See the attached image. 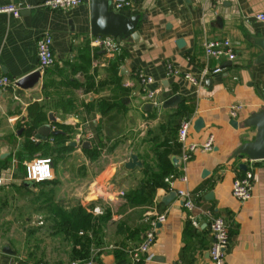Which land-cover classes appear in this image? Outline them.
<instances>
[{
	"label": "crops",
	"instance_id": "obj_1",
	"mask_svg": "<svg viewBox=\"0 0 264 264\" xmlns=\"http://www.w3.org/2000/svg\"><path fill=\"white\" fill-rule=\"evenodd\" d=\"M42 1L0 0V5L21 6L17 17L0 13V77L10 81L0 87V230L9 229L0 232V244L15 252L0 251V264H129L130 248L158 215L165 219L141 264H213L212 217L223 218L230 233L224 264H264V159L250 160L238 150L256 134L244 121L264 112V62L258 60L263 50L256 44L264 38V20L257 18L264 14V0H134L117 10L133 20L128 32L114 38L116 50L110 54L89 45L88 2L48 10L39 6ZM43 33L51 36L54 63L42 70L33 89L21 90L14 81L37 69L35 42ZM221 38L231 41L234 60L204 56V42ZM169 66L179 73H170ZM217 67L221 71L212 73ZM204 69L208 73L197 85L183 76L199 77ZM137 73L153 78L146 88L155 91L158 104L148 111ZM70 82L91 87L82 91L68 87ZM173 95L180 100L164 107ZM34 101L43 105L45 116L30 131L26 112ZM235 104L241 108L231 116ZM198 118L203 126L195 130ZM184 120L191 123L188 142L202 144L212 135L214 145L209 151L196 148L185 165L176 168L171 162L179 173L164 177L169 189L148 181L137 168L120 185L113 183L127 152L153 169L163 142L172 150L170 161L180 157L178 129ZM40 126L63 133H39ZM85 129L93 139L81 148L77 136ZM98 138L106 145L90 159L83 149ZM117 138L123 141L110 147ZM32 143V156L50 158L52 177L25 189L15 154ZM120 144L127 145L126 153ZM247 170L253 173L252 195L241 202L231 185ZM133 188L150 202L129 204L125 195ZM177 190L190 194L193 210L182 204ZM170 192L175 196L168 201Z\"/></svg>",
	"mask_w": 264,
	"mask_h": 264
},
{
	"label": "built area",
	"instance_id": "obj_2",
	"mask_svg": "<svg viewBox=\"0 0 264 264\" xmlns=\"http://www.w3.org/2000/svg\"><path fill=\"white\" fill-rule=\"evenodd\" d=\"M109 5L113 10L117 11L123 7L130 6L134 0H107ZM82 2H89V0H43L39 6L44 7L48 10H60L63 8L74 7ZM20 5L5 4L0 5V13L11 14L17 17L19 14ZM259 20H264V14L260 13L257 15ZM89 45L92 48H97L105 53H112L116 50L114 37L109 35H91L89 37ZM36 59H37V69L41 72L42 70L50 67L54 63V55L51 49V36L49 33H43L40 35L35 42ZM203 54L206 58H219L226 57L229 60H234L236 55L234 47L231 41L227 38L221 39H209L203 44ZM221 71V68H214L211 70L212 73H217ZM170 73H179L169 66ZM208 73L207 69L202 70L199 77H195L189 73H183L185 79H187L192 85H197L204 76ZM137 79L139 80L143 97L146 101L152 103V105H157L158 102L155 99V91L151 88H146L149 84L153 83V78L150 76H145L141 73H137ZM9 80L6 76L0 77V87L9 84ZM241 108V105H232L229 109L231 116H235L237 110ZM190 121L184 120L178 129V141L182 146V154L180 155L181 163L185 165L187 161L192 157V153L196 148H200L204 151L212 150L214 145V138L209 135L202 144H196L187 141V136L190 129ZM86 131L82 135H78L77 138L80 141H90L93 139V133L85 129ZM52 177L51 170V160L49 157H35L31 161L25 163L24 165V179L30 180L33 183H38L42 181H47ZM182 180H186V176H181ZM253 173L250 170L245 171L242 175H237L234 177L231 185L232 196L243 202L248 200L252 195V182ZM165 181L171 184L170 178H166ZM2 179L0 177V184ZM122 193H120L121 195ZM177 195L181 198L182 204L188 209L193 210L195 204L192 201L190 194L185 190H177ZM92 212L95 214H100V210L97 207L92 208ZM165 219L164 215H158L157 218L149 222L148 228L143 232L140 241L130 248L129 264H141L143 256L148 252L150 246L155 240V232L158 223L163 222ZM40 224V222H39ZM209 230L212 237L211 245L208 249L209 256L213 264H224V257L226 250L230 242V233L228 227L221 217H212L209 221ZM19 264V263H16ZM35 264H43L42 262H37ZM67 264H98L93 260H72Z\"/></svg>",
	"mask_w": 264,
	"mask_h": 264
},
{
	"label": "water",
	"instance_id": "obj_3",
	"mask_svg": "<svg viewBox=\"0 0 264 264\" xmlns=\"http://www.w3.org/2000/svg\"><path fill=\"white\" fill-rule=\"evenodd\" d=\"M109 1L107 0H89V14H90V32L92 35H109L119 40L121 33H126L131 29L130 21L133 18H126L119 14L117 11L108 8ZM181 41L179 40L178 43ZM256 44L263 50L262 55L258 58L260 62H264V38H258ZM41 71L39 69L33 70L32 72L22 76L21 78L14 81V85L21 90L33 89L40 80ZM178 95H173L166 99L163 103L164 107L174 105L179 101ZM152 107V103H145L143 109L148 111ZM231 123H236V120H231ZM246 127L255 126L256 134L253 140L242 142L238 148L240 156L245 155L250 160L264 159V112L259 111L252 113L245 121ZM203 126V121L198 118L194 122V129L199 130ZM44 131V132H43ZM37 132H43L44 134L56 135L62 134L60 130H49L47 126H40ZM69 146H74V142H68ZM88 141L80 143L81 148L89 147ZM171 162L174 167H179L181 164V158L179 156H172ZM120 166L125 170H133L135 168H141L142 162L137 158L136 154L128 152L124 159L120 160ZM240 168L246 170L245 165H240ZM205 174V172L203 173ZM33 182L30 180H24L23 186L31 187ZM175 193L170 192L167 196L168 201L174 198ZM0 251L3 253L15 255V252L7 243L0 244Z\"/></svg>",
	"mask_w": 264,
	"mask_h": 264
},
{
	"label": "trees",
	"instance_id": "obj_4",
	"mask_svg": "<svg viewBox=\"0 0 264 264\" xmlns=\"http://www.w3.org/2000/svg\"><path fill=\"white\" fill-rule=\"evenodd\" d=\"M110 67H112V69H110L113 73L117 72V68H115V63L112 62L110 64ZM45 83L42 84V87H44ZM68 87L71 88H79L82 91H87L90 87L91 84L89 82H86L85 86H80L77 84H74L72 82L67 84ZM68 98H66V102L68 103ZM105 107H106V103H105ZM105 109L103 108L102 113H105ZM27 119H28V129L34 130L35 128H37L38 124L40 123V121H42V119H44L45 113L43 110V105L38 103V102H32L31 104H29L27 106ZM109 139V136H107V134L104 136V140L105 142H107V140ZM101 138H98L96 140V145L95 146H91L90 148L87 149H83L86 153V155L90 158V159H95L98 157L99 152L101 149H103L106 145L105 142H103ZM123 140L122 138H117L114 142V144H111L110 147L117 145L118 143H121ZM35 148L34 144H26L23 145L15 154V159L17 161V166H21L22 170H23V180L21 181V185L23 188H25V186H23V182H24V166L21 165V162L23 161H31L33 158H35V156H32V151ZM172 154V150L169 147V145L166 142H163L161 145H159V150L156 152V158H155V167L156 169H153V166L150 164H144L142 165L141 168H137L146 178H148V181L154 182L155 185L157 186H161V187H166L167 184L164 183L163 179L165 176H167L169 173L172 174H177L179 173L178 169H174L172 167L171 161H170V157L169 155ZM37 157H44V156H37ZM154 161V160H153ZM135 171V169L133 170H125L122 166L118 169V171L114 174L112 181L114 184L116 185H120L123 181H125L128 177L131 176V174ZM46 181H42V182H38V184L40 183H44ZM37 183H34L33 185H36ZM32 185V186H33ZM26 189V188H25ZM167 189L168 186H167ZM140 191L137 188H133L128 190V192L126 193L125 197H126V201L129 204H139V203H148L150 202L149 198L145 199L144 195H141L139 193Z\"/></svg>",
	"mask_w": 264,
	"mask_h": 264
},
{
	"label": "rangeland",
	"instance_id": "obj_5",
	"mask_svg": "<svg viewBox=\"0 0 264 264\" xmlns=\"http://www.w3.org/2000/svg\"><path fill=\"white\" fill-rule=\"evenodd\" d=\"M118 149L119 150H121L123 153H126V151L128 150V147H127V145L126 144H120L119 146H118ZM128 153V152H127ZM77 193V192H76ZM75 193V194H76ZM58 196V194L56 193V197ZM16 226L18 227V228H20L21 227V225L20 224H16ZM23 226V225H22ZM2 227H3V225H2ZM9 230V229H8ZM8 230H3V228L0 230V232L1 233H5V232H7Z\"/></svg>",
	"mask_w": 264,
	"mask_h": 264
}]
</instances>
